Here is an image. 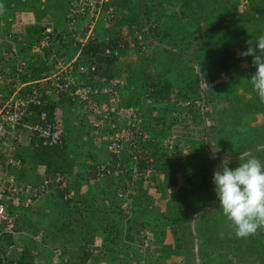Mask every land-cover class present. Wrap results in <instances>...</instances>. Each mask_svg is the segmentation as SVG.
Segmentation results:
<instances>
[{
  "label": "rangeland",
  "instance_id": "1",
  "mask_svg": "<svg viewBox=\"0 0 264 264\" xmlns=\"http://www.w3.org/2000/svg\"><path fill=\"white\" fill-rule=\"evenodd\" d=\"M67 1H34V9H19L13 14H7L5 6H8L9 0H0V30L4 32L11 28L14 29L16 26L17 32L22 30L29 33L28 39H31L30 31L27 30L31 27L27 24L32 26L38 24L42 30H45L48 25L60 24L65 15ZM155 1L149 0L147 4H152ZM28 2L30 5L32 4L30 1ZM166 2L171 3V0ZM198 2L199 11L193 10L194 5L191 7L192 5L183 2L189 8L181 12H185L187 15L196 13L199 16L198 26L201 27L199 33L195 32L190 35V30L185 29L189 33L184 36L180 35L184 29L177 28L174 37L162 41L155 36V32L166 22L161 23L163 17L160 14H154L150 20L148 19L150 34L146 36V39L149 40V47L145 54H141L134 48L129 49L123 53L121 58L112 60L107 68L108 73L114 72L122 77L124 83L129 79L131 69L134 70L137 79H139L136 76L137 73L139 74L138 68L144 69L145 74L140 71L143 74L141 75L142 83L148 84L159 80L163 84H170L173 88L168 97L161 99L159 123L150 122L156 138L162 135L169 139V146L162 149L161 153L158 152L156 158L164 154L172 160L171 163H167V167H164L163 164L152 172L150 180L153 184L147 188H139V192H144L146 195V200L140 204L138 219H133V215H130L133 207L130 213L119 211L114 209L116 204L111 205V201H108L111 191L116 188L114 181L111 183L112 186L110 184L109 186L107 181H88L87 169L92 161L89 155H86L83 161L82 157L85 155H82L79 150L78 156L72 151L67 152V158H71L75 165L81 163L84 168L81 169L80 174L78 173L79 180H82L80 181L82 187L85 186L82 190L86 193V197L90 196L88 193L95 194L97 208L93 207L87 211L89 218L86 220V210H82V212L80 210V215L79 213L72 214L73 203L67 211L62 209L64 208L63 203L57 209L51 203L42 204V213L37 215L35 222L28 224L27 227L33 224L32 231L39 232L38 235L36 234L37 237L39 236L38 239L34 241L42 243L44 246V249L39 250L43 255L48 253L50 247H55L58 249L57 254L60 255V263L64 262L65 264H242L241 262L245 260L257 263L258 260H261V263L264 261V246H262L264 245V228L259 229L255 235L247 239L237 238L219 207L213 182L214 169L220 165L226 155L231 158L230 168H235L239 166L240 162L253 157L264 164V124H261L264 103H262L263 106L257 105L259 97L254 90H249L246 93L237 90L233 91L237 98L235 104L239 103L240 105L235 106L229 101L231 97L229 92L225 95L220 89H217L218 85L228 80L227 73L222 72L216 79H209L205 75L201 63L207 61V65L212 67L213 41L202 38L204 32L206 33L208 30L205 16L212 13L210 10H213V7L208 5L209 0H198ZM225 2L228 3L222 5L220 0L219 2L216 0V8L228 6L229 0ZM234 3L236 4V7H233L234 11L239 12L245 19L241 20L239 15L231 16L230 26L238 28L240 24L245 33L243 32L240 37L234 36L231 31L226 41L228 47L235 50V58L240 61L237 67L242 72V81H245L252 76L248 70L256 71V68L252 65V56L245 57L240 53L247 50L246 41L249 38L255 39L264 35V0H236ZM153 6L155 8L156 5ZM116 10L120 18L118 24L112 22L108 27H105V31L110 34L114 30H121V28L127 31V28H131L132 25L140 27L143 25L144 16L147 18L146 14H142V11L140 23L135 24L127 21L117 6ZM174 13L177 14V11L175 10ZM181 18L182 24L193 22V18L189 16ZM216 34L219 35L218 31ZM204 47L206 48L203 49ZM197 52H201L203 56L209 58L199 61L195 55ZM98 57V62H104L102 56ZM125 68L130 71L126 72ZM244 70L247 73L243 72ZM185 77L199 78L198 84L201 89L199 97L186 98L177 93L174 85L178 84L179 80L185 81ZM250 88L253 89V86ZM240 93L244 95V100L250 103L249 106H245L244 100L242 102L238 100ZM131 95L133 99L141 98V104L148 98L142 85L139 91H135ZM149 98L151 97L149 96ZM199 100L201 102H198ZM188 101L192 103L188 104ZM150 106H144L147 112L155 109ZM152 118L154 117L152 116ZM149 119L151 120V118ZM69 122L72 123L71 118H69ZM79 136L80 132L76 131V140ZM170 144H177L178 149H175L176 146L170 147ZM76 156L77 158H75ZM67 162H69L68 159ZM75 172L76 169L72 168L71 173L67 174L68 177L76 179L75 177L78 175H74ZM167 175H169V179H166ZM104 183H107L106 186ZM103 185L105 186L103 193L106 195L100 194L99 196L97 193L102 191ZM42 202L41 198L33 202L32 206H40L38 203ZM38 208L36 207V209ZM63 214L68 216L67 218L72 216V221L70 223V218L65 219L61 229L55 233L54 231L58 229L57 224H60L58 217ZM74 218H78L79 221L74 223ZM87 223L90 231L87 229ZM35 224L38 230L35 229ZM138 225L142 226L137 229L136 233L135 228ZM63 227L66 229L64 230ZM95 228L96 230L91 234L92 229ZM115 231H121L122 236L114 242V251H112L108 240L114 238L112 234ZM129 233L135 237L132 240L133 245H130L131 240L127 237ZM221 233L224 234L223 237H221ZM25 234H29V232ZM227 238L230 241L226 242ZM209 240L215 241L217 248L211 245ZM177 241L182 247L179 248L176 245ZM64 242L71 247L66 249V252L62 248ZM84 242H89V244L86 245V249H81ZM35 246L37 247V244ZM213 248L215 249L213 250ZM85 251L90 252L87 257L90 258L89 260L84 257ZM33 252L34 256L38 254L35 247ZM84 258L87 260L84 261Z\"/></svg>",
  "mask_w": 264,
  "mask_h": 264
},
{
  "label": "built area",
  "instance_id": "2",
  "mask_svg": "<svg viewBox=\"0 0 264 264\" xmlns=\"http://www.w3.org/2000/svg\"><path fill=\"white\" fill-rule=\"evenodd\" d=\"M65 10L60 24L46 26L32 44L27 33L12 28L0 36V237L19 234L17 209L58 190L67 198L74 195L66 172H48L46 164L28 163L29 154L69 146L67 152L78 156L80 151L83 161L89 155L88 181L113 180L121 210L130 213L139 188L153 184L152 172L160 166L157 153L169 146L167 137L154 135L144 108L155 107L152 116L158 118L160 108L154 100L127 104L124 79L106 72L108 61L129 49L145 54L148 19L144 16L140 27L110 34L105 27L120 20L110 0H68ZM92 44L102 47L97 56L86 51ZM98 56L104 62H98ZM31 165L44 168L34 181L26 172ZM1 245L0 257L8 258L4 264H28V258L18 257L19 245ZM241 263L262 264L261 260Z\"/></svg>",
  "mask_w": 264,
  "mask_h": 264
},
{
  "label": "trees",
  "instance_id": "3",
  "mask_svg": "<svg viewBox=\"0 0 264 264\" xmlns=\"http://www.w3.org/2000/svg\"><path fill=\"white\" fill-rule=\"evenodd\" d=\"M28 1H30L32 4L30 5V3ZM34 1L38 2L39 0H9L8 6H5L6 7L5 8L6 13L7 14H13L16 10L25 9V8L34 9V7H35L33 5ZM60 1L63 2V0H60ZM112 1L121 10L120 12H121V14L123 13L122 15L124 16V18H126L127 21L129 20L130 22L135 23V24L140 23L139 21H141L140 19H141L142 14H146L147 19H149V20L152 18V16L154 14H160L161 17H165V18L167 17L168 19H165L166 23L163 24L162 26H160L159 29L156 30L155 36L158 37L159 39H161L162 41L163 40L165 41L168 38L170 39L171 37H174L176 29H177L176 28L177 14L172 13L169 17L167 14V10L165 9V6L162 4L163 2L156 5L154 8V6L151 5V3L147 4V2L149 0H112ZM209 1L210 2L208 3V5L211 6V8L213 7V10H210V12L212 11L211 14H207L205 16V19H206L205 24L207 25L208 30L206 31V33L204 32V36L202 39L213 41V44H212L213 47L211 49V51H212L211 54L213 55V57H212L213 62L211 63L212 67H209L207 65V61L203 62L201 60L204 58L207 59L209 57L203 56V54H201V52H197V53H195V55L199 61H202L201 64L203 67V71H204L205 75H207V78L216 79V78H218V76L222 72L227 73L228 80L227 81L225 80V82L223 81L220 85H218L217 89H220V91H222V93H224V94L229 92V96H231L229 101L232 102L233 105L237 106L239 103L235 104V101L237 98H236V95H234L233 91L239 90V91H242L243 93H246L247 91H249V90L252 91L253 89L250 88V86H252L250 81H249L251 78L248 80L242 81L243 80L242 79V72H240V69L237 67V66H239L240 61L236 60L235 50L232 49L231 47L230 48L228 47L226 40H227V37H229V33L231 31L233 32L232 34L234 36L238 35L240 37H241V34L243 32L245 33V30H243L241 28L242 25H240V24H239L238 28L230 26V21L232 22V19L230 17L231 16L237 17L239 15V18H241V20L245 19V18H243V16L239 12L234 11L235 8L233 9V7H236L235 6L236 4L234 3V1H236V0H229L228 6H226V5L219 6V8H216V6H215L216 0H209ZM217 1L219 2V0H217ZM220 1H221L222 5H223V3H226V4L228 3V2H225L226 0H220ZM254 1H258V0H254ZM156 7H158V8H156ZM229 8H231V10H228ZM142 9H144V10H142ZM141 12H142V14H141ZM174 14H176V15H174ZM181 15H182V17H186V16L188 17L189 16V14L187 15V14H185V12H182ZM189 17L193 18V20H192L193 22L192 21H191L192 23L188 22L186 24V27L183 28L184 30L181 31L180 35L183 34L185 36L186 33L187 34L189 33V31H186L185 29L190 30V33H189L190 35H192L195 32H196V34L200 32L199 30L201 29V27L198 26V22H200L199 18H198L199 16L196 13H193V15L191 14V16H189ZM27 30L30 31V35H31L30 44H32L35 41V39L37 38V36L41 35V33L43 31L41 27L28 28ZM14 31L17 32L16 26L14 28ZM217 31H218L219 35L216 34ZM21 32H22V30L19 31L18 33H21ZM0 35H1V32H0ZM27 35L29 37V33H27ZM250 39L251 38H249L248 40H250ZM175 44H177V43H175ZM101 48H102L101 46H96V45L92 44L86 49V51L88 54H91L92 56H97V54L101 51ZM205 48L206 47H204L203 49H205ZM110 64H111V61H108V64L106 66V72H107V68L110 66ZM125 69H126V72L130 71L127 68H125ZM138 69H139V71H138L139 74L137 73L136 76L139 79H137L135 77V74L133 72L134 70L131 69V73L129 75L130 77L127 80V82H125L123 85L122 94L127 98L126 103L129 105L141 104L140 103L141 98L137 97V98L133 99V98H131V96H132L131 93L133 94L135 91H139V88L142 85L143 91H145L146 94H148V97L150 96L152 98V100H154L157 107L160 108L162 105L161 99H165L166 97H168L169 94L172 93L171 90L173 88L170 86V84H163L159 80L158 81L155 80L153 83L150 82L148 84L144 83V82L142 83V76L141 75L145 74L144 73L145 71H144V69H140V68H138ZM40 71H41V69H40ZM140 71H143L142 72L143 74L140 73ZM248 71L251 73V75H253L255 73V71H252L251 69ZM243 72L247 73V71H245V70ZM110 74H114V72L110 73ZM185 78H186L185 81L179 80L180 82L178 81V84L174 85L175 86L174 88L176 89L177 93H179L182 97H186V98L187 97H192V98L193 97H195V98L199 97V93L201 92L200 85L198 84L199 78H197V79H193L191 77H185ZM234 79L237 81H233ZM241 93H240V96L238 97V100H240V102H242L244 100V95H242ZM143 94H145V93H143ZM244 102H245L246 107L249 106L250 103L249 102L247 103V100H244ZM257 102H258L257 105L259 104L260 106H263L262 103L260 102V100H257ZM150 111H152V109ZM150 111L146 112L147 116L149 118H151V120L150 119L149 120L151 122L155 121V123H159L160 118L159 117L158 118H152V112H150ZM239 117L241 118V116H239ZM69 144H70V146L75 145L74 142H70ZM68 147L69 146H64L62 148L53 147V148L40 149L37 152H35L34 154H31V155L29 154L28 163L34 162V163L46 164L48 166V172H51V171L66 172V171H68L69 173H71L72 168H74L75 163H73L72 161L70 163L67 162L68 158L66 157V153H67ZM158 159H159V165L162 166L164 164V167H167L168 166L167 163H171V160H172V158H167L166 155H164V154H161ZM65 166H67V167H65ZM78 168L79 169L76 170V172L74 174V175L77 174L78 176L75 177L76 179H74L73 181L70 182L71 186L72 187L74 186L76 189V194L74 196L67 198L65 196L66 195L65 191L62 192L61 190L60 191L58 190V191H55V192H53V193H51V194H49L43 198L49 202L48 198L54 197V198H52V201L49 203L55 205L56 209L61 203H63L64 208H62V209L65 211H67L68 208H71V205L73 203L74 208L72 210L74 213L72 212V214L75 215V214L79 213V215H80L81 214L80 210H81V212H82V210H86L85 218L87 220L89 218V217H87V211H89L93 207L97 208V206L95 205L96 204L95 194L88 193V194H90V196L87 195V197H86V193L85 194L80 193V191H81L80 188L82 187V182H80L81 180H79V174H80V172H82L81 169L83 168L81 166V163H79ZM166 179H169V175L166 176ZM34 180L35 179L33 178L32 181H34ZM108 180H110V179H107L104 181L105 182L107 181L108 185L110 184L112 186L111 183H113L112 182L113 180H110V181H108ZM106 184H105V186H106ZM105 186L103 185L102 191H100V193H97V194H99V196H100V194H103V196L106 195L103 193L105 191L104 190ZM116 191H117V187L114 188L113 191H111L112 193H110V197L108 198V201L109 202L111 201V205L113 203L116 204L115 208H114L115 210L117 209L119 211H122L120 206H119L118 201L116 200ZM145 200H146V195L144 194V192H138L136 195H134L133 202H132L133 209H132L131 214H130L131 216L133 215V219H138L139 211L141 209L140 204H141V202H143ZM47 201L45 203L49 204V203H47ZM38 207H39L38 209H36V207H34V206H29L25 209H19V210L17 209V211L20 213V215L16 221V230L19 231V234L12 235L9 233H5L4 235H2V237H0V247L2 246L1 243L6 244V245H9V244L10 245L14 244L17 246L19 245L20 249L17 251L18 257H20V258L22 257L24 260L27 258H28V260L31 259V254L33 252L34 247H36L35 245L37 242V241L36 242L34 241L36 239L33 238V235L36 236L35 234L38 232L32 231L33 224H31L30 227L29 226L27 227V225L28 224L30 225V223H33L32 221H34L35 218H37V215L42 213V209H43V208H41L42 205H40ZM43 213H44V210H43ZM45 213H47V211H45ZM35 215H36V217H35ZM64 215L65 214H63V216L61 215L60 217H58L60 220V224H57L58 229H57V231L56 230L54 231L55 233H57L61 229V225H63V223L66 220H68L69 218H70L69 222L71 223L72 216H69V218H67L68 216L66 217ZM76 221H79V219L74 218L73 222L76 223ZM86 226H87V229L90 231V229H89L90 227L88 226V223L86 224ZM141 226L140 225L136 226V228H135L136 233H137V229L140 228ZM63 229L65 230L66 228L63 227ZM95 230H96V228L92 229L91 234H93ZM20 231H26V233L29 232V234L21 233ZM189 232H191V231H189ZM112 236H114V238L108 240V244H109V247L111 248V250L114 251V248H113V246L115 245L114 242L117 241L119 239V237L122 236L121 231H115L112 234ZM127 237H128V239L131 240V242H132V240L135 239V237L132 236V234H130V233ZM122 238H124V237H122ZM88 241H90V240H88ZM225 241L227 242L230 240H228V238H227ZM208 242L217 248V244L215 243V241L213 242L212 240H209ZM87 244H89V242H84L83 247L81 249H84ZM68 245L66 242H64L62 244V248H63L64 252H66L68 250V248H71ZM74 245H76V244H74ZM176 245L179 248L182 247L181 244L179 243V241H177ZM262 246H264V245H262ZM214 249L215 248H213V250ZM1 250L3 251V248H1ZM69 250H72V249H69ZM212 253H213V251H212ZM89 255H90V252H88V251L84 252V257L87 258ZM209 255H211V253H209ZM201 256H203V255L201 254ZM86 258H84V261H86L88 259V258L87 259ZM3 259H8L7 255H5L4 258L0 257V264H4ZM262 264H264V261L262 262Z\"/></svg>",
  "mask_w": 264,
  "mask_h": 264
},
{
  "label": "clouds",
  "instance_id": "4",
  "mask_svg": "<svg viewBox=\"0 0 264 264\" xmlns=\"http://www.w3.org/2000/svg\"><path fill=\"white\" fill-rule=\"evenodd\" d=\"M246 43L248 48L240 55L253 57L256 71L249 81L264 103V35ZM230 163L231 158L226 155L214 169L215 193L235 236L247 239L264 228V164L255 157L240 162L235 168H230Z\"/></svg>",
  "mask_w": 264,
  "mask_h": 264
},
{
  "label": "crops",
  "instance_id": "5",
  "mask_svg": "<svg viewBox=\"0 0 264 264\" xmlns=\"http://www.w3.org/2000/svg\"><path fill=\"white\" fill-rule=\"evenodd\" d=\"M166 1H168V0H166ZM166 1H163V0H156L155 2H153L151 5H158V4H160L161 2H163L162 4L165 6V8H166V10H167V14H168V16L170 17V15L172 14L171 12H175V10L177 11V21H176V28H184V27H186V25L185 24H182L180 21H181V17H182V12L181 11H184L186 8H189V6L187 7V6H185V4L184 3H188L191 7H193V5H194V7H193V10H195V11H199L200 10V7H198L199 6V2H198V0H171V3H167ZM201 1V0H200ZM204 1H208V0H204ZM184 2V3H183ZM210 2V1H209ZM208 2V3H209ZM212 2V1H211ZM202 3V2H201ZM213 3V2H212ZM211 3V4H212ZM150 4V3H149ZM168 5V6H167ZM192 9V8H191ZM187 10V9H186ZM188 11H190V10H188ZM192 11V10H191ZM178 12H179V14H178ZM174 15H176V14H174ZM192 15H193V13H192ZM189 16H191V13L189 14ZM164 19H168L167 17L165 18V17H163L162 18V21H161V23H163V21H165ZM163 25V24H162ZM177 30V29H176ZM1 32V35H3V31H0ZM0 35V36H1ZM261 120H262V122H261V124H264V115H262L261 114ZM103 155V154H102ZM92 157H94L93 155H92ZM75 158H77V156L75 157ZM68 160H69V163L71 162V158H68ZM74 163V162H73ZM33 165H31V167H32ZM73 169H75V166H74V168ZM76 170H78V169H76ZM44 171V168H43V166H35V167H32V169H28V167L26 168V172H27V174H28V177L29 178H36V177H34V176H37V175H40L42 172ZM67 174H69L68 172H66ZM70 179V182L71 181H73L74 179L73 178H69ZM82 181V180H81ZM84 187L85 186H83V187H81V191H80V193L81 194H85V192H83V190L82 189H84ZM74 190H75V192H76V189H75V187L73 186L72 187ZM76 194V193H75ZM74 194V195H75ZM73 195V196H74ZM44 197H46V196H44ZM52 198H54V197H50V198H48V200H49V202H51L52 201ZM43 199V202L42 203H39V205H42V204H44L47 200L46 199H44V198H42ZM48 201H47V203H49ZM37 208H38V206H36ZM35 217H36V215H35ZM34 220V219H33ZM33 223L35 222V221H32ZM36 228L35 229H37L38 230V228H37V226H36V224L34 225ZM37 235L39 234V232L38 233H36ZM35 234V235H36ZM39 237V236H38ZM38 237L37 236H34L33 235V238L34 239H38ZM40 242V241H39ZM38 243V242H37ZM34 244V243H33ZM36 248V250H37V252H38V254H36V256H34V253H32V259H29L27 262H28V264H65L64 262H61L60 263V260H59V256L60 255H58L57 254V250L58 249H56L55 247H50L49 249V251H48V253L47 254H42V253H40V251L39 250H42V249H44V246L42 245V243L40 244V243H38V245H37V247H35ZM67 262V261H66ZM68 263V262H67Z\"/></svg>",
  "mask_w": 264,
  "mask_h": 264
},
{
  "label": "water",
  "instance_id": "6",
  "mask_svg": "<svg viewBox=\"0 0 264 264\" xmlns=\"http://www.w3.org/2000/svg\"><path fill=\"white\" fill-rule=\"evenodd\" d=\"M99 58V57H98Z\"/></svg>",
  "mask_w": 264,
  "mask_h": 264
}]
</instances>
